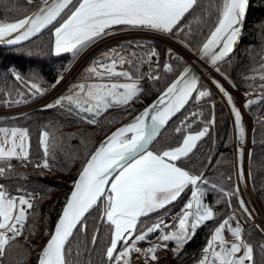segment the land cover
I'll use <instances>...</instances> for the list:
<instances>
[{"label": "snow or ice", "instance_id": "snow-or-ice-1", "mask_svg": "<svg viewBox=\"0 0 264 264\" xmlns=\"http://www.w3.org/2000/svg\"><path fill=\"white\" fill-rule=\"evenodd\" d=\"M33 2L34 0H27L29 5ZM197 2L198 0H42L38 11L31 15L13 22L0 21V44H19L53 25L54 54L70 52L75 56L89 44L109 35L117 26L172 33ZM248 6L249 0H217V23L199 49L201 58L210 59L213 66L225 60L241 35ZM54 22L58 26H55ZM133 47L145 46L129 42L128 48ZM126 50L124 45H119L103 53L102 58L94 61L86 71L97 80L112 81L113 78H122L129 82L79 83L73 86L71 95L61 96L47 107H65L67 102L66 111L69 115L95 124L97 118L109 108L126 106L133 102L142 92L139 80L143 76V73H140V64L144 62V58L137 56L135 51L131 52L129 58L123 54ZM167 54L172 57L171 49ZM154 57H158V53L154 48H150L147 60L151 62ZM125 65H129L131 70H124ZM117 68L120 70L117 71ZM171 70L170 65L165 62L164 71ZM135 73L140 75L136 76ZM190 73L191 69L185 68L160 94L157 101L136 115L129 124L113 132L86 160L73 181L72 191L65 200L54 231L39 254L38 264H82V261L73 260L70 238L73 237L74 231L87 232L86 214L97 208L98 202L103 205L101 220L109 232L103 253L108 264H131L132 254H136L137 259L143 255L145 264H159L156 253L162 248L167 249V242H174L175 246L170 250L178 255L184 245L194 237L196 230L214 218L213 208L204 202L207 191H217L223 197L229 198L238 194V190L229 192L216 184H209L202 174H190L176 163L188 157L197 142L209 133L215 123L214 119L208 120L205 127L196 134L186 135L178 147L162 152L149 150L160 130L190 99L194 98L199 102L210 95L209 91L197 87L198 80ZM32 75L35 77L36 74ZM10 76L33 94H42L45 91L39 84L26 80L18 71L10 70ZM159 78L155 73L148 74V79ZM260 79L264 80V74ZM60 82L61 80L57 79L55 84ZM213 83L232 106L235 127L242 136L240 112L233 104L232 97L218 82ZM261 88H264V84ZM252 103L254 101H248L245 107ZM179 131L181 129L177 128V132ZM0 132L5 133L7 143L8 130L0 128ZM18 135L20 144L16 145L15 138ZM26 136L25 131L12 129V146L7 149L0 146V159L16 157L27 161L28 152L23 143ZM48 136L47 131L41 134L40 143L45 146L44 159L37 162L35 167H51L46 144ZM7 171L8 169L0 166V177H4ZM200 183L207 187L201 188ZM189 188L192 189L190 199L177 216L178 231H163L173 227L164 223V216L157 217L150 226L138 230L142 217L165 209ZM37 195L39 194L25 193L13 196L0 184V264H3L7 246L22 234L27 210L33 209V200ZM239 204L247 219H252L245 202L241 199ZM233 221H236L235 226ZM225 230L235 239V243L227 242L223 235ZM154 232L161 233L157 236L160 244L146 249L137 246L138 243L147 241ZM241 233L242 227L235 213L223 219L215 227L207 246L202 249L199 264H255L254 248L244 241ZM97 240L98 235L94 233L91 239L92 247L89 248L85 243L77 256L87 253L90 261L91 253L96 250ZM260 250L264 251V245Z\"/></svg>", "mask_w": 264, "mask_h": 264}, {"label": "trees", "instance_id": "trees-1", "mask_svg": "<svg viewBox=\"0 0 264 264\" xmlns=\"http://www.w3.org/2000/svg\"><path fill=\"white\" fill-rule=\"evenodd\" d=\"M217 0H198L197 4L180 21L177 29L168 35L191 53L196 54L202 44L214 30L217 23ZM40 1L31 5L27 0H0V21L13 22L23 18L39 6ZM64 18L66 16L62 15ZM60 19V18H59ZM58 26V24H54ZM182 29V31H178ZM54 26L47 29L35 39L14 48H0V111L22 108L32 105L42 99L54 87L55 81L61 79L64 71L72 63V53L56 55L53 52ZM143 48H131L138 54L154 48L159 53V67L155 62V73L158 80L148 79L144 70L140 83L142 92L137 99L126 106L111 107L104 111L95 124L69 115L65 107H47L55 99L19 113L0 116V128L11 131L18 129L27 133L28 160L19 164L15 161L4 177H0V184L12 195L25 193H38L33 200V209L27 210V219L22 234L7 246L3 264H36L38 251L46 240V234L53 227L72 187L78 172L82 169L89 155L99 144L101 139L123 121L139 112L155 96H157L184 68L187 61L172 51L168 56V48L152 43L138 41ZM125 48L129 50L128 44ZM167 62L171 71H164ZM126 70H131L125 65ZM219 74L226 80L235 92L241 95L252 94L256 97L254 103L246 108L252 127L249 135L248 149V175L252 192L264 209V0H251L246 15L245 24L241 33L240 44L235 54L217 66ZM216 68V70H217ZM10 70L21 73L29 82H35L45 91L33 94L10 76ZM35 73V77L32 75ZM140 73H135L139 76ZM7 78V79H6ZM199 89L209 91L210 95L199 102L190 99L179 114L161 133L151 147L153 152L173 149L183 143V139L190 133L196 134L205 127L208 120H215L209 133L197 142L196 147L188 157L177 161V166L189 171L190 174H201L209 182L216 184L226 191L237 190L234 130L228 109L218 94L208 85L201 82ZM19 101V103H17ZM248 103V102H247ZM245 105V103H244ZM192 109H200L202 120L192 127L175 131L177 121L184 118ZM85 116L86 113L84 114ZM49 133L46 144L49 150L48 161L51 167H35L37 159L44 158V145H41V134ZM71 182V183H70ZM201 188L207 185L200 183ZM191 188L186 189L182 196L165 209L142 217L138 223V230L150 226L157 217L179 213L189 200ZM237 195L223 197L219 192L209 190L206 192L204 202L214 210V218L201 225L178 255H174L170 264H199L202 259V249L220 223L224 215L232 210L239 212L247 226L242 227L243 239L254 248L255 264H264V233L242 213ZM230 204V206H229ZM103 205L98 203L97 208L87 214V232L74 231L70 238L73 260L82 264H108L104 259V248L108 243L109 232L106 224L101 220ZM79 227V226H78ZM97 233L96 250L91 253L90 261L87 253L77 256L85 243L92 247L91 239ZM241 233V235H242ZM138 234V232H137ZM175 246L174 243H171ZM159 259L166 263L164 249ZM169 264V262L167 263Z\"/></svg>", "mask_w": 264, "mask_h": 264}, {"label": "rangeland", "instance_id": "rangeland-1", "mask_svg": "<svg viewBox=\"0 0 264 264\" xmlns=\"http://www.w3.org/2000/svg\"><path fill=\"white\" fill-rule=\"evenodd\" d=\"M34 1H42V0H34ZM151 31L148 30H141V29H131L128 27H121L112 30L109 35L102 37L98 41V45L93 47L94 45H90L89 52H86L87 50H82L78 55H75L73 58L72 63L69 65V67L64 71L61 77V82L59 84H56L50 92L47 93L42 99L39 101L35 102L34 104L37 107L39 105H42L46 102H48L50 99L56 100L57 98L61 96H67L71 95L73 92V86L79 83H97V82H102V83H108V82H129L126 81L122 78H113L112 81L108 80H97L95 77H91L87 73L88 67L96 60H100L102 58V54L108 52L111 49L117 48L119 45H124L129 44V42H136L138 43L137 40H139V37H143L147 33H150ZM102 40V42H101ZM97 42V41H96ZM102 43V44H100ZM95 44V43H94ZM102 45V46H101ZM134 48V47H133ZM132 48V49H133ZM91 49V50H90ZM132 49L130 48L129 50L124 51V55L129 56L131 58V52ZM137 54V53H136ZM141 54V53H140ZM138 54L137 56H139ZM193 54V53H192ZM124 70H126L124 68ZM117 71H119V68H117ZM67 75L68 79H64V75ZM206 85H208L209 88H212L220 97V99L224 102L226 105L231 121H232V126L234 130V155H235V172H236V182H237V190H238V196L240 200L242 199L245 202L246 207L252 214V219L251 223L257 225L260 229H264V209L261 206V203L259 200L256 198V196L252 192L251 184L249 181V175H248V149H249V135L252 127V120L250 119L248 112L246 110V107L244 103L246 104L248 101L254 100L256 97L252 96V94H246V95H241L238 94L237 92L234 91V89L226 82V80L219 74V72L215 69L212 72H209L205 79L203 80ZM213 81L218 82L223 89L232 97L233 104L237 108V110L240 112V119H241V127L243 128V135L240 136L236 127H235V117L231 111V105L228 104L227 98L219 91V89L216 87V85L213 83ZM50 96V97H49ZM50 100V101H51ZM32 104V105H34ZM30 106V105H28ZM25 106V107H28ZM25 107H22L20 109L15 108V109H10L12 112H2L0 111V116H3L5 114H14V113H19L22 112ZM27 108V110L31 109ZM9 111V110H7ZM26 111V110H25ZM195 114V115H193ZM87 115V114H86ZM202 120V112L200 109H192L188 115H186L184 118H180L177 121L175 131H177V128L182 129H187L192 127L195 123H198L199 121ZM181 125V126H180ZM194 135V133H190ZM188 134V135H190ZM7 140L8 142H5V133L0 132V146H3L5 149L9 148L12 146V140L13 138L11 137V131L8 130L7 133ZM102 140V139H101ZM24 147L25 150L27 151V138L25 137L24 141ZM15 144L19 145L20 144V138L19 135L15 138ZM17 152L19 151V147H17ZM5 157L4 159H6ZM13 158V157H11ZM15 158V157H14ZM42 158L41 160H43ZM21 160V159H19ZM71 183V182H70ZM73 183V182H72ZM190 199V197H189ZM188 202V201H187ZM235 212L236 217L239 220V223L241 227L247 226V224L242 220L240 214L236 210H232ZM181 212V211H180ZM175 213L174 215H164V223L168 224L173 227H169L167 229H164V232H172V231H178L179 229V221L177 219V216L180 214ZM231 214V211H229ZM233 214V213H232ZM228 218V215H224V217L221 219L220 222H222L223 219ZM261 229V230H262ZM264 233V232H263ZM161 233L160 232H154L150 235L147 241L145 242H140L138 243V247L140 248H148L153 245H158L161 242L157 240V236H159ZM225 239L227 242L230 244L232 242H236L235 239L227 232V230L224 231L223 233ZM47 236V234H46ZM211 237V236H210ZM209 237V239H210ZM208 239V240H209ZM174 243V242H173ZM208 241L206 242L205 247L207 246ZM43 244V243H42ZM174 246L170 244V242H167V249H164V258L167 257L168 261L166 263L162 264H167L173 257V252L170 250ZM39 252V251H38ZM159 252V251H158ZM156 253L158 257H160V253ZM242 254V253H241ZM135 254H132L130 257L131 264H139L143 263L144 257L143 255H140V257L135 259L133 261L132 256ZM160 264V263H159Z\"/></svg>", "mask_w": 264, "mask_h": 264}, {"label": "water", "instance_id": "water-1", "mask_svg": "<svg viewBox=\"0 0 264 264\" xmlns=\"http://www.w3.org/2000/svg\"><path fill=\"white\" fill-rule=\"evenodd\" d=\"M250 1L251 0H249V5H250ZM41 3H42V1H41ZM41 3L39 4V6L37 7V8H35L33 11H31L29 14H27V15H31L32 13H34V12H36V11H38V9H39V7L41 6ZM248 9H249V6H248V8H247V12H248ZM65 11H67V10H65ZM247 12H246V15H247ZM64 13H62L61 15H63ZM24 18V17H23ZM58 20H59V18H58ZM245 20H246V18H245ZM56 22H54V24H55ZM244 24H245V21H244V23H243V26H242V30H243V27H244ZM53 25H49L47 28H45V29H43L39 34H37V35H35V36H33V37H31L30 39H28V40H25V41H21L19 44H16V45H8V44H0V48L1 49H7V48H14V47H18V46H21V45H23V44H25V43H27V42H29V41H31V40H33V39H35L37 36H39L41 33H43L44 31H46L47 29H49V28H51ZM242 33V32H241ZM240 39H241V35H240V37L238 38V41H237V43H236V45H234V47H233V50H232V52H230L229 54H228V56L227 57H225V60L224 61H226V60H228L230 57H232L234 54H235V52L237 51V49H238V46H239V44H240ZM207 40V39H206ZM205 40V41H206ZM224 61H222V62H219V64L218 65H220L221 63H223ZM217 65V66H218ZM217 66H213L212 64H211V62H210V59H208V58H201V55H200V52H199V50L196 52V54L194 55V57H193V59L190 61V62H188L185 66H184V68L175 76V78L157 95V96H155L145 107H143L139 112H137L136 114H134L133 116H131V117H129L128 119H126L125 121H123L121 124H119L117 127H115L113 130H111L107 135H105L103 138H102V140L99 142V144L96 146V148L92 151V153L91 154H93L94 152H95V150L101 145V143H103V142H105L106 140H107V138L109 137V136H111L112 135V133L113 132H115L117 129H119V128H121V127H124L125 125H127V124H129L134 118H135V116L136 115H138L139 113H141L146 107H148V106H150V105H152L155 101H157V99H158V97L160 96V94L174 81V80H176L178 77H179V75L183 72V70L185 69V68H189V69H191V75H194L196 78H197V80H198V85H197V87L199 88V86H200V84H201V82H202V80H203V78L209 73V72H212L215 68H217ZM50 97V96H49ZM32 106H36L35 104L34 105H30V106H28V107H25V109L23 110V111H25V110H27V108H31ZM182 110V109H181ZM180 110V111H181ZM179 111V112H180ZM179 112H177L168 122H167V124L160 130V133L158 134V136L156 137V139L153 141V143L149 146V150L151 149V147L154 145V143L157 141V139L159 138V136L161 135V133L165 130V128L173 121V119L179 114ZM8 115V114H7ZM91 154L89 155V157L88 158H90V156H91ZM87 158V159H88ZM86 163V162H85ZM85 163H84V165H85ZM83 165V166H84ZM83 168V167H82ZM76 178H77V176H76ZM75 178V179H76ZM72 187H73V184H72ZM72 187H71V189H70V191H69V194H68V196L70 195V193H71V191H72ZM67 196V197H68ZM99 203V202H98ZM65 204V203H64ZM63 207H64V205H63ZM63 207H62V209H63ZM62 209H61V211H60V213H59V215L61 214V212H62ZM59 215H58V217H57V219H56V221H55V223H54V225H53V227L49 230V232L47 233V236H46V240H45V242L41 245V247L39 248V252H38V258H37V261H36V264H38V260H39V254H40V252L42 251V249L46 246V244H47V242H48V240H49V238H50V234L54 231V229H55V224L57 223V221H58V218H59ZM87 215V214H86ZM242 238H243V233H242ZM232 243H235V242H232ZM231 244V243H230Z\"/></svg>", "mask_w": 264, "mask_h": 264}, {"label": "built area", "instance_id": "built-area-1", "mask_svg": "<svg viewBox=\"0 0 264 264\" xmlns=\"http://www.w3.org/2000/svg\"><path fill=\"white\" fill-rule=\"evenodd\" d=\"M139 40L156 43V44L162 45L168 49H171V51H173L176 54H178L179 56H181L187 62H190L194 57V55L185 46H183L177 40L170 37L168 34L150 32V33H147L146 35H144L143 37H139ZM157 53H158V51H157ZM147 54H148V52H144V53H141L139 55V57L144 58V62L142 64H140V69L144 70L146 75H148L150 72L151 73L155 72L156 69H155L154 63L157 62V59L159 58V53H158V57H154L152 59V61L149 62L147 60ZM67 75L66 74L64 75L63 81H64V79H68ZM15 161H18L19 164L23 163V160H19V159L18 160L0 159V166H3V167L12 166ZM41 161H43V160L37 159V162H41ZM10 195H12V194H10ZM13 196H16V195H13ZM232 213H235V212L231 211V214L228 213L227 214L228 217H230L232 215ZM235 223H236V221H233V226H235Z\"/></svg>", "mask_w": 264, "mask_h": 264}, {"label": "crops", "instance_id": "crops-1", "mask_svg": "<svg viewBox=\"0 0 264 264\" xmlns=\"http://www.w3.org/2000/svg\"><path fill=\"white\" fill-rule=\"evenodd\" d=\"M67 18V17H66ZM65 18V19H66ZM121 27H124V26H117V27H114L112 30H114V29H117V28H121ZM111 30V31H112ZM54 32V31H53ZM105 37V36H104ZM54 41H55V37H54V35H53V52H54ZM99 41L97 40V42L95 41L94 43H91V44H89L86 48H84V49H82V52H83V50L85 51V50H87V49H89L90 47H92V46H90V45H94L93 47H95V46H97ZM101 42H102V40H101ZM103 43V42H102ZM102 43H100V44H102ZM90 46V47H89ZM102 46V45H101ZM91 50V49H90ZM86 52H89V50H87ZM120 70V69H119ZM141 82H140V80H139V84H140ZM14 158V157H13ZM16 158V157H15ZM172 242H170V244H171ZM173 256L175 255L174 253L172 254ZM160 260V259H159ZM163 262L160 260V264H162Z\"/></svg>", "mask_w": 264, "mask_h": 264}, {"label": "bare ground", "instance_id": "bare-ground-1", "mask_svg": "<svg viewBox=\"0 0 264 264\" xmlns=\"http://www.w3.org/2000/svg\"><path fill=\"white\" fill-rule=\"evenodd\" d=\"M132 258H133V261H135V259L137 258L136 254L134 256H132ZM159 263H160V260H159ZM139 264H145V262H143V263L141 262Z\"/></svg>", "mask_w": 264, "mask_h": 264}]
</instances>
